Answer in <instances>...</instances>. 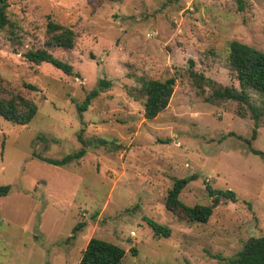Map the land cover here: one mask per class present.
Here are the masks:
<instances>
[{"label":"rangeland","instance_id":"obj_1","mask_svg":"<svg viewBox=\"0 0 264 264\" xmlns=\"http://www.w3.org/2000/svg\"><path fill=\"white\" fill-rule=\"evenodd\" d=\"M7 18L0 91L29 98L37 112L24 126L0 117V186H10L0 197V264H78L92 237L123 248V264H228L264 236V160L249 151L264 156V96L246 89V104L218 95L240 92L231 41L264 53V0H243L242 10L237 0H8ZM49 21L72 29L73 49L47 45ZM29 50H46L72 74L27 61ZM168 78L167 108L144 119L143 81ZM82 148L69 165L45 161ZM193 174L179 200L213 206L206 224L164 207L173 181ZM205 185L236 201L212 204Z\"/></svg>","mask_w":264,"mask_h":264},{"label":"trees","instance_id":"obj_2","mask_svg":"<svg viewBox=\"0 0 264 264\" xmlns=\"http://www.w3.org/2000/svg\"><path fill=\"white\" fill-rule=\"evenodd\" d=\"M238 9H243V0H237ZM8 0H0V30H2L7 22ZM47 32L50 39L47 42L48 46L71 50L75 46V34L70 27L56 24L52 21L47 23ZM24 57L27 61L39 65L48 63L54 68L62 71L66 75L72 74V66L62 60L55 58L46 50H29ZM190 65L192 61H189ZM228 63L236 75L240 92L225 89L219 93V97L235 100L241 103H248V95L246 89L252 90L257 94L264 96V53L237 41L229 43ZM190 75L197 81L203 79L201 74L190 71ZM110 85L109 82L101 80L99 87L105 89ZM175 85L174 78H168L165 81L145 80L142 83V88L145 94L143 106V118L146 120H154L161 112H163L171 99L173 88ZM24 88L29 91H36V87L29 83L23 84ZM98 90H93L87 95L85 101L78 106V111H85L90 103V100L96 97ZM255 120V127L252 130L251 140H255L257 136L256 126L258 125L259 114L250 107ZM37 106L29 98L23 97L20 94L5 95L0 91V117L4 120L17 124L27 125L36 115ZM79 139L80 136H79ZM101 141L100 144H105ZM249 151L259 156L264 160L261 151L250 148ZM85 154L82 148L77 152L67 155L59 160H45L47 163L54 166H66L72 161L80 159ZM197 179V175L193 174L181 179H175L171 188L167 191L164 207L167 211L173 214H178L182 219L188 222L206 224L212 215L211 205H194L188 206L179 200V195L182 190L193 180ZM205 189L212 204L217 205L220 199H227L232 202L236 201L235 193L231 190H216L209 185H205ZM10 191V186H0V197L6 196ZM153 234L156 237H169L170 230L168 227L147 221ZM83 224H78L73 228L72 234L80 230ZM135 253V251H132ZM125 251L120 246L107 242L105 240L92 237L86 244L78 264H123ZM228 264H264V236L253 237L248 239L241 249L236 253Z\"/></svg>","mask_w":264,"mask_h":264},{"label":"built area","instance_id":"obj_3","mask_svg":"<svg viewBox=\"0 0 264 264\" xmlns=\"http://www.w3.org/2000/svg\"><path fill=\"white\" fill-rule=\"evenodd\" d=\"M130 236H131V237L136 236L135 232H134V231H131V232H130Z\"/></svg>","mask_w":264,"mask_h":264}]
</instances>
